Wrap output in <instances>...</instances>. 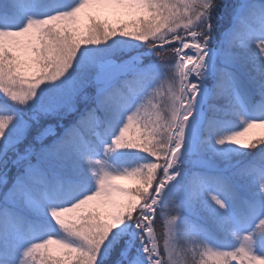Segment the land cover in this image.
I'll return each instance as SVG.
<instances>
[{
  "label": "snow or ice",
  "instance_id": "snow-or-ice-1",
  "mask_svg": "<svg viewBox=\"0 0 264 264\" xmlns=\"http://www.w3.org/2000/svg\"><path fill=\"white\" fill-rule=\"evenodd\" d=\"M0 264H264V0H0Z\"/></svg>",
  "mask_w": 264,
  "mask_h": 264
},
{
  "label": "trees",
  "instance_id": "trees-1",
  "mask_svg": "<svg viewBox=\"0 0 264 264\" xmlns=\"http://www.w3.org/2000/svg\"><path fill=\"white\" fill-rule=\"evenodd\" d=\"M169 47H171V46H169ZM172 59H174V57H172Z\"/></svg>",
  "mask_w": 264,
  "mask_h": 264
}]
</instances>
